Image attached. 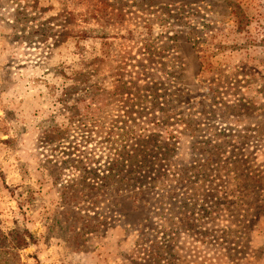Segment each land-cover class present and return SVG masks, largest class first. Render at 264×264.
<instances>
[{"label": "rangeland", "instance_id": "obj_1", "mask_svg": "<svg viewBox=\"0 0 264 264\" xmlns=\"http://www.w3.org/2000/svg\"><path fill=\"white\" fill-rule=\"evenodd\" d=\"M152 83L195 134L157 110L127 121L152 112ZM168 129L178 167L225 142L213 175L228 172L229 201L101 196L110 148ZM13 230L32 235L13 264H264V0H0V234Z\"/></svg>", "mask_w": 264, "mask_h": 264}, {"label": "trees", "instance_id": "obj_2", "mask_svg": "<svg viewBox=\"0 0 264 264\" xmlns=\"http://www.w3.org/2000/svg\"><path fill=\"white\" fill-rule=\"evenodd\" d=\"M159 86L161 85L152 83L148 86V89L145 88L149 92L147 96L149 98H145L144 102H148L152 112L147 113L143 105L138 106L140 110L137 109L136 111L130 112L127 115V121L133 122L134 124L136 121L143 122V118L146 120L156 119L158 117L155 116V110H157L160 113V117L156 120L164 128H169L173 123L176 124L180 121L183 124V131H186L185 133H189V135L195 134V127L190 125L191 119H176L175 116L177 113L171 106L170 98H165L163 102H159L158 99L161 96L157 92V90L161 89ZM162 90L167 91L168 88H162ZM136 125L139 124L136 123ZM173 132L174 130L168 129L166 131L168 136L162 140L133 136V141L124 139L125 144L121 147L110 148L108 152L113 150L114 153L112 156L107 153L108 156L105 162L108 164L106 170L108 175L104 176V179L107 178L108 182L103 180L96 188L103 190L101 196L108 192H116V194L127 192L128 194H132L135 200L141 201L139 199L140 196L152 192L157 186L160 189L162 188L163 191L165 190V192L170 193V196H176L175 192L177 190L184 189L185 191L181 193L182 195L178 200L180 202V210H187L189 207H193V212L195 210V204L199 202L209 207V204H213L214 202H220L221 205H224L229 201L228 194L224 191L229 184L228 172L225 174L219 173L217 176L213 175L214 171L224 170L228 162L223 159L226 158L224 157L225 142L220 145L210 146L209 151L212 152L208 153L207 157L192 159L185 166L178 167L174 163L175 160L173 157V154L178 148V140L173 135ZM125 133L127 135L129 132ZM91 134L88 132L83 135V141L88 142L91 139ZM130 135H132V132ZM196 144L198 143H195L194 149L201 150V147H197L198 145ZM234 163L236 164L237 161ZM238 170L239 168L234 171L235 176L233 175L232 180H239L237 187L241 189L243 187L242 183H240L242 174L237 172ZM213 184L215 185L211 187ZM209 187H211L212 191H216V193L222 191L221 196L214 195L213 199H217V201H212L211 199H209V202L207 201L205 188ZM235 198L237 202L242 199L240 195H237ZM91 200L89 198L90 202ZM199 211H203L206 214L205 208H200ZM198 216L201 218L208 217V215L203 214H198ZM208 219L210 220V218ZM181 229L182 227L179 226V232ZM172 234L176 236L178 233L175 232ZM166 236L167 241L172 239L170 238L171 236L173 237L171 232L167 233ZM173 238L175 239V237ZM30 240H32V235L27 230H13L6 235L0 234V264L15 263L17 250L26 247ZM3 244H6V246Z\"/></svg>", "mask_w": 264, "mask_h": 264}]
</instances>
